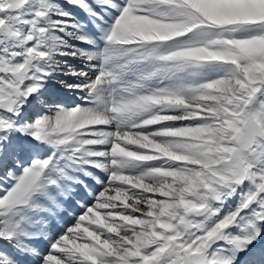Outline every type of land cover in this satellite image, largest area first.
Returning a JSON list of instances; mask_svg holds the SVG:
<instances>
[{
    "label": "snow or ice",
    "instance_id": "snow-or-ice-1",
    "mask_svg": "<svg viewBox=\"0 0 264 264\" xmlns=\"http://www.w3.org/2000/svg\"><path fill=\"white\" fill-rule=\"evenodd\" d=\"M0 264H264V0H0Z\"/></svg>",
    "mask_w": 264,
    "mask_h": 264
}]
</instances>
